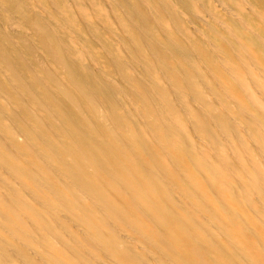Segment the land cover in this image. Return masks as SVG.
Returning <instances> with one entry per match:
<instances>
[{"label":"bare ground","instance_id":"6f19581e","mask_svg":"<svg viewBox=\"0 0 264 264\" xmlns=\"http://www.w3.org/2000/svg\"><path fill=\"white\" fill-rule=\"evenodd\" d=\"M0 264H264V0H0Z\"/></svg>","mask_w":264,"mask_h":264}]
</instances>
